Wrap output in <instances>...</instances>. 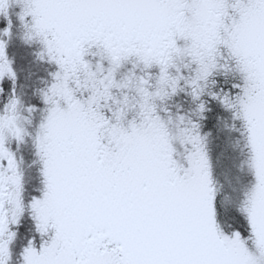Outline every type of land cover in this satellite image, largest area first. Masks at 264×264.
Returning a JSON list of instances; mask_svg holds the SVG:
<instances>
[{
	"label": "snow or ice",
	"instance_id": "1",
	"mask_svg": "<svg viewBox=\"0 0 264 264\" xmlns=\"http://www.w3.org/2000/svg\"><path fill=\"white\" fill-rule=\"evenodd\" d=\"M0 264H264V0H0Z\"/></svg>",
	"mask_w": 264,
	"mask_h": 264
}]
</instances>
